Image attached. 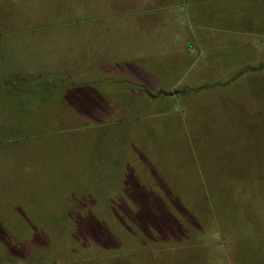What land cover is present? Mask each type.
I'll return each mask as SVG.
<instances>
[{"label": "rangeland", "instance_id": "obj_1", "mask_svg": "<svg viewBox=\"0 0 264 264\" xmlns=\"http://www.w3.org/2000/svg\"><path fill=\"white\" fill-rule=\"evenodd\" d=\"M97 1L0 0V264H264V0L168 8L215 87L130 112L61 85Z\"/></svg>", "mask_w": 264, "mask_h": 264}, {"label": "crops", "instance_id": "obj_2", "mask_svg": "<svg viewBox=\"0 0 264 264\" xmlns=\"http://www.w3.org/2000/svg\"><path fill=\"white\" fill-rule=\"evenodd\" d=\"M86 1L98 4L97 0ZM181 1L111 0L115 14L130 12L133 21L75 25L81 32L70 41L74 65L61 77V82L68 83L69 104L98 112L160 110L166 108L161 104L168 99L176 102L214 88L212 84L181 83L184 68L194 63L190 62L193 48L200 45V40L183 34L192 26L169 21L175 14L168 8ZM91 14H101L98 5Z\"/></svg>", "mask_w": 264, "mask_h": 264}]
</instances>
